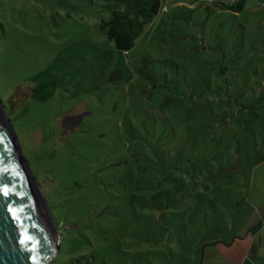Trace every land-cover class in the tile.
<instances>
[{"label":"rangeland","instance_id":"obj_1","mask_svg":"<svg viewBox=\"0 0 264 264\" xmlns=\"http://www.w3.org/2000/svg\"><path fill=\"white\" fill-rule=\"evenodd\" d=\"M223 1L161 0L119 51L104 0H0V116L51 263L264 264V0Z\"/></svg>","mask_w":264,"mask_h":264},{"label":"water","instance_id":"obj_2","mask_svg":"<svg viewBox=\"0 0 264 264\" xmlns=\"http://www.w3.org/2000/svg\"><path fill=\"white\" fill-rule=\"evenodd\" d=\"M38 195L0 118V264H48L59 249Z\"/></svg>","mask_w":264,"mask_h":264},{"label":"trees","instance_id":"obj_3","mask_svg":"<svg viewBox=\"0 0 264 264\" xmlns=\"http://www.w3.org/2000/svg\"><path fill=\"white\" fill-rule=\"evenodd\" d=\"M222 5L232 12H239L243 8L244 0L223 1ZM102 6L110 14V17L101 21L100 29L106 38L113 42L116 49L128 51L133 47L135 39L143 32L145 26L158 14L162 2L161 0H104ZM252 74L254 73L250 72L248 76ZM244 80L248 82L246 78ZM0 99L2 100L1 97ZM239 100L240 97L238 96L235 105L246 107L240 105L243 102L239 103ZM229 128L231 129V127ZM185 132L188 130H178V137L181 134L182 142L187 139ZM199 132L202 130L195 131L196 137ZM157 137L162 139V134L160 133ZM199 138L197 140H200ZM50 264L54 263L50 262Z\"/></svg>","mask_w":264,"mask_h":264},{"label":"built area","instance_id":"obj_4","mask_svg":"<svg viewBox=\"0 0 264 264\" xmlns=\"http://www.w3.org/2000/svg\"><path fill=\"white\" fill-rule=\"evenodd\" d=\"M168 3H171L172 0H167ZM163 6V5H162ZM162 6H161V9H162ZM163 11L166 12L167 11V6H163Z\"/></svg>","mask_w":264,"mask_h":264},{"label":"bare ground","instance_id":"obj_5","mask_svg":"<svg viewBox=\"0 0 264 264\" xmlns=\"http://www.w3.org/2000/svg\"><path fill=\"white\" fill-rule=\"evenodd\" d=\"M0 118H1V116H0ZM1 122L4 124V122H3V120L1 119ZM4 127H5V124H4ZM6 128V127H5ZM6 131H7V129H6ZM7 134H8V136H9V138H10V135H9V133H8V131H7ZM40 203V202H39ZM40 205V204H39ZM46 216V215H45ZM46 219H47V216H46Z\"/></svg>","mask_w":264,"mask_h":264},{"label":"snow or ice","instance_id":"obj_6","mask_svg":"<svg viewBox=\"0 0 264 264\" xmlns=\"http://www.w3.org/2000/svg\"><path fill=\"white\" fill-rule=\"evenodd\" d=\"M23 242V241H22Z\"/></svg>","mask_w":264,"mask_h":264}]
</instances>
